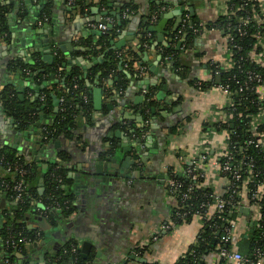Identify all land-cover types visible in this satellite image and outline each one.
<instances>
[{
	"label": "crops",
	"instance_id": "0c3cea01",
	"mask_svg": "<svg viewBox=\"0 0 264 264\" xmlns=\"http://www.w3.org/2000/svg\"><path fill=\"white\" fill-rule=\"evenodd\" d=\"M40 2L23 0L22 16L15 4L8 34L0 37V151L11 148L34 162L39 179L53 165H62L63 186L74 210L53 222L41 212L26 211L24 226L43 237L27 245V255L17 252L18 260L77 264L75 257L63 251L66 243L73 242L82 264L175 263L193 245L200 225L194 218L172 222L177 200L167 192L166 180L169 173L182 170L190 159V148L205 133L202 123L215 118V109L222 104L216 87L199 89L195 84L209 78L208 62L220 63L225 58V39L219 29H205L189 42L184 25L190 20L185 19V10L192 7L196 18L213 21L224 0H48L49 19L36 21ZM105 21L106 32L97 26ZM144 28L148 41L141 44ZM168 44L179 50L186 67L175 66L174 59L163 56L161 46ZM130 49L135 51L133 65L138 73H129L120 60L125 83L119 87L117 76L102 75L97 65L108 61L110 52L127 55ZM57 56L65 64L79 66L88 94L83 99H89L90 110L78 118L71 138L61 135L41 143L37 129L19 127L5 102L9 96L23 103L37 94H31L36 86L21 64L37 58L48 64ZM139 67H144L142 72ZM151 89L154 102L149 106ZM59 103L53 95L50 110L35 123L51 121ZM144 118L145 133L138 137L133 131L144 126ZM172 125H176L175 133L170 132ZM211 136L206 174L220 193L224 180L214 171L213 160L225 151V135ZM135 149L141 156L139 162L134 159ZM13 202L0 191V226ZM248 204L245 201L235 213L238 229L253 218ZM238 234L232 235L234 249ZM212 246L205 255L216 262Z\"/></svg>",
	"mask_w": 264,
	"mask_h": 264
},
{
	"label": "trees",
	"instance_id": "16d2710c",
	"mask_svg": "<svg viewBox=\"0 0 264 264\" xmlns=\"http://www.w3.org/2000/svg\"><path fill=\"white\" fill-rule=\"evenodd\" d=\"M6 0H0V37H6L9 31L10 25V15L12 14L14 5H18V14L19 16L24 15L23 8V0H15L11 3H6ZM40 2V6L37 9V17L36 21L43 18L44 15L50 17L48 0H35V2ZM233 2H237V0H231ZM153 7H158L154 5ZM188 14V20L191 21L190 24L185 23V31L187 32V39L191 42L193 37L197 35L192 31L191 27L197 26L198 23L204 22L194 15H192L189 11L185 10ZM113 22V21H111ZM227 22L226 19L216 18L213 21H206L205 26L206 29H210L213 27L224 26ZM231 23L233 20L230 21ZM145 26V25H144ZM107 29V28H106ZM220 29H223L220 27ZM108 30V29H107ZM103 30V31H107ZM110 30V28H109ZM142 37L140 38L141 44L143 42H147L148 39L145 36L147 29L144 28ZM235 42L239 44L242 48L240 50L234 49L237 54H244V51L249 47L250 40L248 38H240L236 37ZM161 49H163V56L166 59H174L175 66H180L181 68L186 67L184 65L182 57L179 55V50H175L173 45H162ZM121 61V65L125 67V69L134 74L138 73V69L134 68V65L137 62V57L135 51L130 49L127 55H124L122 51H113L110 52V59L101 64H98V68L101 69L102 75L106 76L116 75L117 76V85L119 87L124 86V74L119 69V61ZM217 62H208L207 64V72L209 73V78L206 80H198L199 85L195 84L196 88L205 89L216 83H230L233 85L235 83L236 78H240L242 72L239 71L236 65L231 68L223 70L219 65L215 66ZM142 65V64H141ZM21 67L28 70V76L32 79L34 85L36 86L34 89H31V94L37 92L35 97L31 100L28 98L26 102L20 103L15 97L7 98L5 105L8 108V112L11 113L18 121L19 127L25 128L30 127L32 129H37V135L39 140L42 142L49 141L51 139L58 138L61 135H64L68 138L72 137L73 128L76 127L77 120L80 116L86 115L90 110V102L89 99L86 101L83 99L84 95H87V89L85 88L84 80L82 78V72L79 69V66L75 64H65L64 60L61 57H55L51 63H44L40 59H35L34 62L28 64H21ZM248 67L246 63L242 64V68ZM219 69V73H215V70ZM76 84V86H74ZM37 90V91H35ZM154 89H151L147 93L148 102L147 105H152L154 100L152 97L154 96ZM55 95L59 101L62 98V101L59 104V108L52 114L51 121H44L39 126H36L34 123L39 118L41 114L45 111H49L51 108V98ZM243 95H246L245 93ZM257 97L255 93L247 94L245 100L243 101L242 106H237L238 109H244L243 117H236L233 114V117L229 119L227 122H222L221 120H211L208 119L202 123V130L205 132H224L227 135L226 140V149L233 150L234 157L239 158L240 155L247 154L252 156L255 160H257L260 164L264 165V152H261L259 149L254 148L252 146H246L245 141L249 137V131L247 126V113H253L257 111L259 105L261 103H256V101L249 102L250 98ZM146 107V106H145ZM146 117V114H145ZM144 126L136 128L133 133L140 137L143 136L146 129L147 118L143 119ZM176 126V125H175ZM175 126H171L170 132L175 133ZM258 129L264 132V123L259 125ZM46 136V139L43 137ZM235 146V148H232ZM240 147V148H239ZM135 147H133L134 149ZM131 149H129L130 151ZM136 158H141L139 155V151L136 149L132 151ZM210 154V151L208 150ZM238 153V154H237ZM0 160L2 162H9L13 164L14 161L20 163L23 168L26 170V173L23 177V193L20 199H15L12 194L0 191L8 196V198L12 201L11 213L5 214V222L0 226V264H5L3 261L5 259L8 260V264H27L26 262H21L18 260L16 253L20 252L23 255H27V244L18 241L20 236H27L32 241L31 244L35 241H41L43 237V233L33 234V232L28 231L24 226L22 218L26 211L29 209H39L37 206V202L41 203L40 210L42 215H46L45 217L52 221L57 216H67L74 210V206L71 204V198L64 189L65 182V174L63 166H55L53 165L51 168L45 171L43 177V186L44 190L40 194L38 191V180L40 177V173L37 170L34 162L27 161L21 154H17L11 148H5L0 151ZM220 162L224 161V158H219ZM187 162L183 163V168L181 171L176 173H169L168 177L178 180L181 182L182 186L180 190H185L190 182V177L185 172V167ZM1 168V167H0ZM51 173L59 175L62 177L61 183H56L52 177ZM0 176L4 178L8 182H12L16 177L14 174H6L0 169ZM200 180L195 181V184L190 187L188 190L189 198L184 201H178V206L172 209L171 219L174 223H179L182 221L190 220V212H187L185 218L182 217L181 212L185 211L186 208L196 209L200 205L201 202L210 201L211 195L215 192L213 187L200 184ZM179 191V190H178ZM223 192V191H222ZM177 191H173L170 195H175ZM260 205V209L262 212L264 211V195L257 201ZM190 204V205H189ZM251 204V202H250ZM47 206V207H46ZM48 208V211H47ZM202 223H200V228L197 234L199 237H204L209 242H214L212 229L214 224L217 227L221 226L222 221L219 219V214L217 212L213 213L209 218L201 219ZM249 229L247 230L248 238L240 237L237 241V250L242 254H250L252 250V244L254 240H257L259 243L264 244V235L261 234L259 228L255 225L248 224ZM238 229V228H237ZM237 229L235 233H237ZM234 237V236H233ZM72 243V244H71ZM232 243H234L232 241ZM232 243H227L226 247H231ZM14 244V245H13ZM28 244V245H31ZM73 242H68L64 245L67 251H70L71 245H74ZM207 246L201 245L198 243L196 245H192L190 249L186 251L179 259L173 264H196L198 261H201L202 264L206 261L211 260V258H207L205 253ZM211 248V247H210ZM210 248L208 250H210ZM139 251H142V248H138ZM207 250V251H208ZM69 254V252L64 253ZM72 256L76 258L77 264H82L81 257L79 256V252L72 253ZM205 257V259H202ZM209 259V260H208ZM226 262L224 259H218L215 263L221 264ZM142 264H159L155 261L152 262H143Z\"/></svg>",
	"mask_w": 264,
	"mask_h": 264
},
{
	"label": "built area",
	"instance_id": "2783aa9c",
	"mask_svg": "<svg viewBox=\"0 0 264 264\" xmlns=\"http://www.w3.org/2000/svg\"><path fill=\"white\" fill-rule=\"evenodd\" d=\"M185 16V19L188 20L189 16L187 13ZM217 18L226 19L227 22L224 26L213 27L214 29L221 30L225 39V58L222 62H217L215 66H218L219 63L222 69L225 70L236 65L240 68L239 71L242 72V75H240V78L234 79L235 83L233 85H230L228 82L211 85L220 91L223 100L221 106L215 109V118L210 119L227 122L233 117V114L238 118L243 117L246 111L244 109L237 110L236 108L243 105V101L248 93H255L257 97L250 98L249 102L256 101L257 104H261L257 111L246 114L250 134L245 144L264 152V132L258 129L259 125L264 123V0H237V2L224 0L223 8ZM42 20H47V16L44 15ZM231 20H233L232 23L230 22ZM97 26L103 31L107 28V22L99 23ZM220 27L223 29H220ZM191 29L198 36L206 29V26L204 22H200L197 26L191 27ZM237 36L250 40L249 47L244 51V54H237L234 50L242 48L235 42ZM243 63H246L248 67L242 68ZM143 69L144 67H139L140 72ZM25 71L28 73L27 69ZM219 71V69H216L215 73H219ZM196 84L199 85V82H196ZM244 93L246 95H243ZM61 101L62 98H60ZM216 133H203L197 143L190 148V159L187 160L185 172L192 182H190L185 190H180L182 186L181 182L167 178V192L172 194L173 191H177L173 195L176 200L184 201L189 198L188 190L199 179H201L200 184L211 186L206 170L210 160L208 150L211 135ZM224 135L226 143L228 138L225 133ZM232 148H235V146ZM233 152L232 149L225 148V151L213 160L214 171L221 178L223 177L224 180L223 192H214L211 195L210 201L201 202L196 209L187 207L185 211L181 212V215L185 218L186 213L190 212V219H196L200 225L202 223L201 219H207L215 212L219 214V219L222 223L220 227H217L216 224L213 226L212 233L214 232L213 238L215 241L212 247L215 250L214 254L217 259L226 260V262L221 264H229V262H233L234 264H264V244L259 243L257 240H254L252 250L247 255L242 254L233 247H226L227 243H232V235L235 233L237 227H239L238 218L235 213L241 211L245 206V201L251 202L250 205L246 206H251L254 215L250 221H247V224L237 229L239 231L238 235L248 238V224L255 225L259 228L261 234L264 235V211L262 212L260 205L257 203L262 195H264V165L247 154H242L239 158H236ZM221 157L224 158L223 162L218 161ZM180 159L182 160V157ZM0 167L4 173L14 174L16 177L12 182H8L0 176V189L3 192L12 194L15 199H20L23 193V177L26 170L17 161L11 164L0 160ZM50 176L56 183L62 182L61 176L54 173H51ZM39 211L41 212V210ZM43 216L45 217L46 215L44 214ZM18 241L27 245L32 242L27 236H20ZM198 243L208 247L211 242L204 237H199V234H197L193 245ZM70 251L74 253L77 249L75 246H71ZM3 262L8 264L7 259ZM203 264L216 263L211 258V260Z\"/></svg>",
	"mask_w": 264,
	"mask_h": 264
},
{
	"label": "water",
	"instance_id": "95a60500",
	"mask_svg": "<svg viewBox=\"0 0 264 264\" xmlns=\"http://www.w3.org/2000/svg\"><path fill=\"white\" fill-rule=\"evenodd\" d=\"M188 10H189L190 13H192V7H189ZM189 23H191V21H189ZM178 43H179V42H178ZM178 43H177V44H178ZM98 98H100L99 95H98L97 99H98ZM56 103H57V99H56V101H55V104H56ZM44 121H45V119H42V120H41V122H44ZM37 124H39V123H37ZM113 160L115 161V159H113ZM85 173L87 174V173H89V172H85ZM87 175L89 176L90 174H87ZM78 178H79V177H78ZM42 181H43V179H42V177H41V178L39 179V184H38V186H39V187H38V191H39V193H42V191H43V189H44ZM241 210H242V209H241ZM41 219H42V218H41ZM213 243H214V242H211L210 245H212ZM31 245H32V244H31ZM31 245H30V246H31ZM83 250H85V247H83ZM18 256L21 257L20 254H18ZM142 261H143V259H142ZM196 264H202V262H201V261H198Z\"/></svg>",
	"mask_w": 264,
	"mask_h": 264
},
{
	"label": "flooded vegetation",
	"instance_id": "af4514ba",
	"mask_svg": "<svg viewBox=\"0 0 264 264\" xmlns=\"http://www.w3.org/2000/svg\"><path fill=\"white\" fill-rule=\"evenodd\" d=\"M28 74V73H27ZM60 104V103H59ZM58 109V108H57ZM42 120V119H41ZM41 120L40 121H38L37 123H39V124H37V123H34V124H37L36 126H39L42 122H41ZM44 139H46V136H44L43 137ZM136 157L134 156V159H135ZM137 159V162H139L140 161V158L138 159V158H136ZM43 177H44V174H43ZM42 177V178H43ZM167 178H169V177H167ZM44 187V186H43ZM44 190V189H43ZM43 192V191H42ZM41 194V193H40ZM37 204V203H36ZM41 204V203H40ZM39 203H38V205H40ZM37 205V206H38ZM41 206V205H40ZM38 208H39V210H40V207L38 206ZM34 211H36L38 214H40V211L38 210V209H33ZM7 213H11V210H8L5 214H7ZM39 216H41V215H39ZM38 235L40 236V234L38 233ZM63 251H64V253H67L68 251L65 249V248H63ZM78 251V250H77ZM76 251V252H77ZM72 253L73 252H69V254H65V255H70V256H72ZM73 254H75V252L73 253ZM75 257V256H74ZM74 259V258H73Z\"/></svg>",
	"mask_w": 264,
	"mask_h": 264
}]
</instances>
